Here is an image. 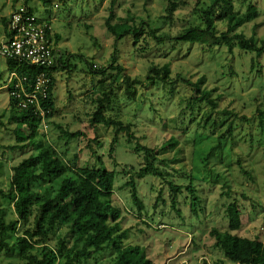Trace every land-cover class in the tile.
Segmentation results:
<instances>
[{
    "label": "clouds",
    "instance_id": "clouds-1",
    "mask_svg": "<svg viewBox=\"0 0 264 264\" xmlns=\"http://www.w3.org/2000/svg\"><path fill=\"white\" fill-rule=\"evenodd\" d=\"M0 264H264V0H0Z\"/></svg>",
    "mask_w": 264,
    "mask_h": 264
},
{
    "label": "trees",
    "instance_id": "trees-1",
    "mask_svg": "<svg viewBox=\"0 0 264 264\" xmlns=\"http://www.w3.org/2000/svg\"><path fill=\"white\" fill-rule=\"evenodd\" d=\"M63 180H64L63 177H61L60 179L56 180V182L54 184L55 192H54L53 197H52L53 199H55L56 196L59 195V193L61 191L62 184H63ZM44 191L47 192L48 189H45ZM35 194H36L35 191H33L29 195H35ZM47 204H48V201L42 199L41 202H40V207L46 209L47 208Z\"/></svg>",
    "mask_w": 264,
    "mask_h": 264
}]
</instances>
